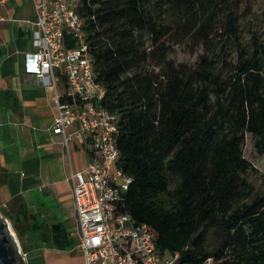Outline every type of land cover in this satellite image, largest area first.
<instances>
[{"label":"trees","instance_id":"1","mask_svg":"<svg viewBox=\"0 0 264 264\" xmlns=\"http://www.w3.org/2000/svg\"><path fill=\"white\" fill-rule=\"evenodd\" d=\"M241 7L81 0L79 8L106 90L102 106L119 116V166L132 179L118 212L148 225L158 250L179 254L178 264H264V194L244 152L247 134L264 151V40L255 32L243 42ZM180 46L205 53L194 65L177 63ZM23 209L16 198L3 214L25 251L35 228ZM56 239L66 243L67 235Z\"/></svg>","mask_w":264,"mask_h":264},{"label":"built area","instance_id":"2","mask_svg":"<svg viewBox=\"0 0 264 264\" xmlns=\"http://www.w3.org/2000/svg\"><path fill=\"white\" fill-rule=\"evenodd\" d=\"M9 1L0 0V8ZM31 2L33 50L26 54V72L57 91L53 134L88 154L86 168L72 175L85 264H178L179 254L158 250L148 225L118 212L132 179L119 166V116L102 106L106 90L94 73L81 0Z\"/></svg>","mask_w":264,"mask_h":264},{"label":"crops","instance_id":"3","mask_svg":"<svg viewBox=\"0 0 264 264\" xmlns=\"http://www.w3.org/2000/svg\"><path fill=\"white\" fill-rule=\"evenodd\" d=\"M34 19L31 0H10L0 8V214L11 209L12 200H22L25 223L35 228L24 236L25 251L18 239L26 264H85L76 243L80 227L72 175L86 168L88 154L77 143L67 148L63 137L53 134L57 91L26 72V54L33 50L27 21ZM59 231L66 243L57 242Z\"/></svg>","mask_w":264,"mask_h":264},{"label":"rangeland","instance_id":"4","mask_svg":"<svg viewBox=\"0 0 264 264\" xmlns=\"http://www.w3.org/2000/svg\"><path fill=\"white\" fill-rule=\"evenodd\" d=\"M240 2H242L243 42L251 44L255 32L264 40V0H240ZM204 53L205 49L203 47L193 49L191 46H180L174 49L172 59L177 63L194 65ZM229 58L232 62L237 60L238 55L236 50L230 51ZM258 143L259 138L252 134H247L244 152L245 158L255 168V171L250 174L249 179L254 185L256 192L264 194V151L259 148ZM2 216L4 217V215ZM16 237L19 239L18 235ZM79 240L80 236L77 235L76 243H79ZM219 244L217 235L212 234V248L217 247Z\"/></svg>","mask_w":264,"mask_h":264},{"label":"water","instance_id":"5","mask_svg":"<svg viewBox=\"0 0 264 264\" xmlns=\"http://www.w3.org/2000/svg\"><path fill=\"white\" fill-rule=\"evenodd\" d=\"M0 264H26L20 243L9 221L0 214Z\"/></svg>","mask_w":264,"mask_h":264},{"label":"bare ground","instance_id":"6","mask_svg":"<svg viewBox=\"0 0 264 264\" xmlns=\"http://www.w3.org/2000/svg\"><path fill=\"white\" fill-rule=\"evenodd\" d=\"M14 233V232H13Z\"/></svg>","mask_w":264,"mask_h":264}]
</instances>
